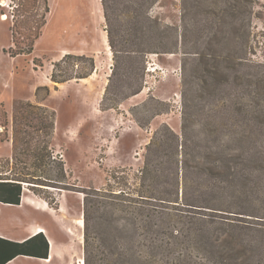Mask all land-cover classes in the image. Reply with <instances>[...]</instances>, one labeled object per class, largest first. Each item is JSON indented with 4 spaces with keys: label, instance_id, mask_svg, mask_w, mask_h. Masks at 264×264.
<instances>
[{
    "label": "rangeland",
    "instance_id": "374dc122",
    "mask_svg": "<svg viewBox=\"0 0 264 264\" xmlns=\"http://www.w3.org/2000/svg\"><path fill=\"white\" fill-rule=\"evenodd\" d=\"M241 1L52 0L48 16V0L47 13L43 0H0V182L17 181L54 208L62 195L66 209L54 224L78 233L60 230L54 257L46 231L55 241L51 259L17 264H84L85 230L89 250L102 257L99 240L118 217L103 202L118 208L124 196L167 193L206 199L213 164L227 162L214 153L218 117L234 102L247 125L232 210L264 209L256 156L264 116L255 118L264 115V0L239 15L230 7ZM36 34L31 54L9 55ZM53 74L71 80L58 85ZM210 250L205 238L184 242L168 264H210Z\"/></svg>",
    "mask_w": 264,
    "mask_h": 264
},
{
    "label": "trees",
    "instance_id": "16d2710c",
    "mask_svg": "<svg viewBox=\"0 0 264 264\" xmlns=\"http://www.w3.org/2000/svg\"><path fill=\"white\" fill-rule=\"evenodd\" d=\"M43 4L47 13V0H43ZM249 5H252L251 0H242L231 6L230 9L239 15L248 14L250 12ZM105 17L108 20L106 14ZM44 24L43 16L41 25ZM38 37L39 35L36 34L27 44L26 49L18 48L14 51L13 48H9V55L16 57L31 54L33 43ZM70 57V55H66L62 61ZM60 63L55 64V67H59ZM78 78L83 79L86 76ZM69 80L71 78L58 81L56 74L52 75V81L55 83ZM236 105L238 104L234 102L229 111L223 112L218 117L222 127L218 134L213 136L212 142L216 141L217 143L214 153L219 155L224 152L227 162L213 164L215 180L211 184L208 197L204 200H200V198L188 200L186 193H182L181 196L167 193L162 198L143 194H139L138 198H129V196L123 195L126 198L120 202L118 208H115L116 204L113 201L112 203L103 202L110 208V216L114 217L117 213L118 217H114L105 225V235L103 240H99L102 246H98L103 249L102 251L98 250L103 255L102 257L89 250L90 242L85 230L83 235L84 264H168L169 259L175 260V253L181 243L187 242L190 245L196 239L201 238H205L208 244L215 247V251H207V255L205 253L210 264H264V209L255 212H244L240 208H237V212L232 210L234 201L240 199L238 195H235L236 192L231 190V187L234 186L233 182L240 175L238 167L243 153L240 151L239 143L243 138L242 127L247 125L239 109H236ZM261 116L264 115L255 117L257 124L260 123ZM260 125L264 130V120H261ZM222 134L226 139H229V144L225 139L223 140L225 146L220 145L219 137ZM256 156L263 170L264 141L259 146ZM224 170L228 175H222ZM101 193L107 194V192ZM122 193L124 192H120V194ZM105 197L111 198L112 196ZM20 198L21 183L17 181L0 182V203L19 205ZM45 200L54 208V202ZM177 213L184 216H178ZM84 218L85 226L86 219L84 220ZM178 218H183L184 221ZM222 245L229 246L230 252L221 251L219 248ZM234 245H239L242 249L237 251ZM18 256L46 260L48 258V242L45 236L39 233L21 244L0 239V264H6ZM219 259L226 260L224 263H220Z\"/></svg>",
    "mask_w": 264,
    "mask_h": 264
},
{
    "label": "crops",
    "instance_id": "0c3cea01",
    "mask_svg": "<svg viewBox=\"0 0 264 264\" xmlns=\"http://www.w3.org/2000/svg\"><path fill=\"white\" fill-rule=\"evenodd\" d=\"M48 4L50 8L48 16H51L52 10H54V3H52V0H48ZM90 11H92V9H90ZM87 15H89V17ZM92 15L93 13L90 14L85 13V17H88L89 20L93 19ZM75 17H76L75 19L77 20H81L82 18L83 19L85 18L84 16L81 17V15H75ZM84 30L85 29L83 28L82 31ZM82 31L79 28L78 32L81 33ZM82 35L83 34H80L79 38ZM67 82L68 81L64 83H59L58 85H64ZM27 192L28 193L25 194L24 188L22 189L19 205H9V204L0 203V239L21 244L23 242H26L33 236L42 233L48 242V257H49L50 254L49 238L47 235H45V233L40 232V229L45 230L49 232L56 240V251L54 255L55 257L57 256V253L61 251V244L59 243L60 237L58 236L60 230H64L67 233L68 230H70L71 232L76 233L74 228L73 229L68 227L65 228L61 224H59L58 227L55 226L54 224L62 220L61 212H63L66 209L62 201V195L58 199L57 207L53 208L48 204V202L45 199L37 197L35 194H33L28 190ZM53 227L56 229L58 228L56 232L55 230H53ZM72 236H76V235H72ZM22 258L33 259L30 257L18 256L6 264H17L18 260ZM34 260L43 261L40 259H34Z\"/></svg>",
    "mask_w": 264,
    "mask_h": 264
},
{
    "label": "bare ground",
    "instance_id": "6f19581e",
    "mask_svg": "<svg viewBox=\"0 0 264 264\" xmlns=\"http://www.w3.org/2000/svg\"><path fill=\"white\" fill-rule=\"evenodd\" d=\"M2 4L4 5L5 4V1H2ZM79 222H81V221H79ZM82 223H80V225H81ZM40 232H43V233H45V235H48L47 234V232L45 231V230H41L40 229ZM48 238H49V242H50V259H51V253H52V250L54 249V247H55V241H54V239L52 238V237H50V236H48ZM47 238V239H48ZM49 258V257H48Z\"/></svg>",
    "mask_w": 264,
    "mask_h": 264
}]
</instances>
